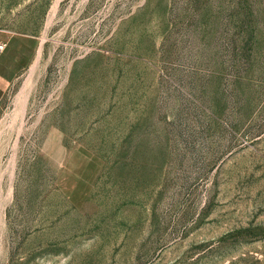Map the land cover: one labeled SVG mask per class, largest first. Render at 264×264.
<instances>
[{
	"label": "rangeland",
	"instance_id": "374dc122",
	"mask_svg": "<svg viewBox=\"0 0 264 264\" xmlns=\"http://www.w3.org/2000/svg\"><path fill=\"white\" fill-rule=\"evenodd\" d=\"M0 264H264V0H0Z\"/></svg>",
	"mask_w": 264,
	"mask_h": 264
},
{
	"label": "built area",
	"instance_id": "2783aa9c",
	"mask_svg": "<svg viewBox=\"0 0 264 264\" xmlns=\"http://www.w3.org/2000/svg\"><path fill=\"white\" fill-rule=\"evenodd\" d=\"M3 47H4V44L0 43V50L3 49Z\"/></svg>",
	"mask_w": 264,
	"mask_h": 264
}]
</instances>
